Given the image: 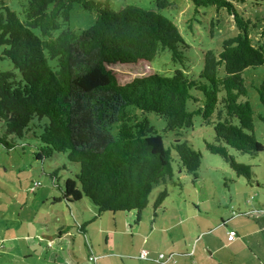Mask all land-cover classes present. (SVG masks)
Returning a JSON list of instances; mask_svg holds the SVG:
<instances>
[{"label":"trees","instance_id":"1","mask_svg":"<svg viewBox=\"0 0 264 264\" xmlns=\"http://www.w3.org/2000/svg\"><path fill=\"white\" fill-rule=\"evenodd\" d=\"M190 1L196 11L225 10L237 28L219 47L202 49L198 75L187 72L192 45L159 11L171 0H156L158 10L136 5L115 10L112 0H21L20 13L0 6V59L13 66L0 69V145L11 150L14 138L32 131L39 141L37 159L60 152L78 163L75 178L58 185V202L70 207L86 196L98 215L134 211L137 223L154 186L174 182L175 168L198 177L202 154L181 140L196 115L213 126L215 137L205 141L206 148L248 183L254 181L251 165L228 149L250 155L264 149L255 135V115L264 122V71H259L264 42L254 41L258 26L233 0ZM76 3L97 12L95 22L80 31L64 27ZM216 23L209 21L211 37ZM56 30L61 31L55 36ZM165 51L180 66L170 75L153 71L123 82L111 68L152 63ZM255 94L262 112L253 105ZM150 112L165 121V134L153 125ZM42 119L43 124L35 122ZM169 132L179 139L166 146ZM167 196L162 189L154 209ZM88 224L72 227L86 236Z\"/></svg>","mask_w":264,"mask_h":264},{"label":"rangeland","instance_id":"2","mask_svg":"<svg viewBox=\"0 0 264 264\" xmlns=\"http://www.w3.org/2000/svg\"><path fill=\"white\" fill-rule=\"evenodd\" d=\"M20 1L0 0V6L7 5L20 13ZM171 1L173 3L171 6L159 11L177 24L185 40L192 45L188 51L190 62L187 72L198 75L202 68V49L219 47L222 39L236 33V25L225 10L216 13L214 6H208L199 7L196 11L190 0ZM233 1L245 18H249L258 26H255L252 32L254 41L264 42V34L260 33L264 28V0ZM126 5L158 10L156 0H112V8L115 10ZM212 17L217 20V25L213 28V37L209 34V21L213 19ZM96 18L95 10H86L76 3L64 27L80 31L89 28ZM60 31H54V35H58ZM2 49L0 47V53ZM178 67L180 66L171 61L169 51L161 53L152 63L111 65L123 82L153 71L170 75ZM11 68L13 66L8 59H0V69ZM259 69L263 72L264 66ZM253 76L250 74L249 78ZM261 80L262 78L259 82ZM254 98L252 100L254 107L257 112H262L263 109L256 94ZM149 117L156 129L163 134L165 121L152 112L149 113ZM35 122L43 124L44 120ZM0 130H4L2 125ZM32 134L33 132L29 131L28 136L14 138L16 146L11 150L0 145V264H76L74 257L78 259L79 264H91L86 260V257L88 259L86 256L88 243L92 244L96 251L94 255L99 263L120 264L121 260L131 258L130 254L124 253L126 249H129L127 244L129 237L117 232L112 244L105 246V235L101 232L100 226L106 224L113 226L115 218H118L120 225L118 227L123 230L126 223L135 222L136 213L106 211L98 215L97 207L86 196L71 204V208L65 201L58 202L57 199L61 194L58 185L63 186L66 179L75 178L80 165L69 161L66 154L60 152H55L48 158L37 159L34 152L39 146V141ZM255 135L256 139L264 145V122L257 115H255ZM214 137L213 126L204 123L202 118L196 115L193 126L184 131V137H181V140H187L202 154L198 177L194 178L186 171L175 168V183L168 180L166 184L154 186L149 197V204L142 211L145 219L162 216L167 207L169 208L167 214H169L174 211V208L179 209L177 207L179 203L183 204L184 210L192 211L194 208L191 199L194 196L197 198L216 196L218 199L216 203H222L219 206L221 212L229 215L232 212L230 203L232 198H257L259 193H262L264 149L256 155L241 153L233 148L228 149L237 161L251 165L254 181L248 183L244 176L236 174L221 155L211 153L206 148L205 141H213ZM177 139L179 138L169 132L164 140L168 146L170 141ZM54 173L56 176L52 175ZM250 187H254L255 191H250ZM164 188L168 190V196L164 203L154 209V202ZM182 199H185V202H181ZM181 215H186L185 211ZM76 221L79 224L89 223L86 237L72 227ZM127 255L130 256L127 257Z\"/></svg>","mask_w":264,"mask_h":264},{"label":"crops","instance_id":"3","mask_svg":"<svg viewBox=\"0 0 264 264\" xmlns=\"http://www.w3.org/2000/svg\"><path fill=\"white\" fill-rule=\"evenodd\" d=\"M199 198L191 199L192 211L184 210L179 203V209L174 208L169 214L167 207L162 216L151 219L141 216L138 224L126 223L123 230L115 218L113 226H100L105 235L104 245H111L117 232L129 237V249L124 253L131 258L127 255L129 259L121 260L120 264H264V187L257 198H232L229 215L221 212L222 203H216V196ZM183 211L186 215H181ZM231 230L235 231L232 236L229 235ZM91 245H87L88 257L95 256ZM142 250L149 251L147 258L140 257ZM160 252L166 254L164 259H158ZM73 259L79 264L76 257ZM97 259L89 261L86 257L88 263L103 264Z\"/></svg>","mask_w":264,"mask_h":264},{"label":"built area","instance_id":"4","mask_svg":"<svg viewBox=\"0 0 264 264\" xmlns=\"http://www.w3.org/2000/svg\"><path fill=\"white\" fill-rule=\"evenodd\" d=\"M234 230H231L230 232H229V235L230 236H232V235H234ZM148 254H149V251L148 250H142V252H141V254H140V257L141 258H147L148 257ZM166 257V254L164 253V252H160L159 253V255H158V259H164ZM88 260L89 261H96V257L95 256H93V255H90L89 257H88Z\"/></svg>","mask_w":264,"mask_h":264},{"label":"water","instance_id":"5","mask_svg":"<svg viewBox=\"0 0 264 264\" xmlns=\"http://www.w3.org/2000/svg\"><path fill=\"white\" fill-rule=\"evenodd\" d=\"M181 170V169H180Z\"/></svg>","mask_w":264,"mask_h":264}]
</instances>
